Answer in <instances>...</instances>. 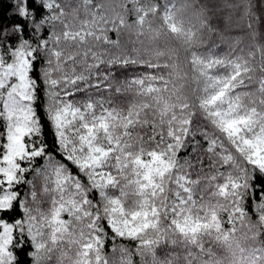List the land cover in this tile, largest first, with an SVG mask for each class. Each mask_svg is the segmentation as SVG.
<instances>
[{
  "label": "snow or ice",
  "instance_id": "6c2138e0",
  "mask_svg": "<svg viewBox=\"0 0 264 264\" xmlns=\"http://www.w3.org/2000/svg\"><path fill=\"white\" fill-rule=\"evenodd\" d=\"M8 4L0 264H264V0Z\"/></svg>",
  "mask_w": 264,
  "mask_h": 264
},
{
  "label": "trees",
  "instance_id": "16d2710c",
  "mask_svg": "<svg viewBox=\"0 0 264 264\" xmlns=\"http://www.w3.org/2000/svg\"><path fill=\"white\" fill-rule=\"evenodd\" d=\"M8 7H9L8 0H4L2 7H0V15L6 13Z\"/></svg>",
  "mask_w": 264,
  "mask_h": 264
}]
</instances>
